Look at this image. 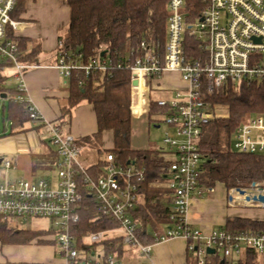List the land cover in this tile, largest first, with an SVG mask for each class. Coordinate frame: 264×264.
Listing matches in <instances>:
<instances>
[{
    "label": "built area",
    "instance_id": "built-area-1",
    "mask_svg": "<svg viewBox=\"0 0 264 264\" xmlns=\"http://www.w3.org/2000/svg\"><path fill=\"white\" fill-rule=\"evenodd\" d=\"M204 1L206 5L199 16L191 20L187 17L186 0H169L164 47L144 38L132 61L114 63L112 58L101 56L81 62L75 54L57 50L54 66L66 77L76 69L89 74L113 67L130 68L132 115L148 114L155 102L165 108L157 119L175 126L177 134L183 138V141L169 135L164 138L174 154L166 176V186L172 192V224L157 235L153 243L143 244L137 236L138 224L132 212L141 199L139 182L145 179L144 170L134 162L122 165L113 153H107L102 175L82 177L86 167L80 161L82 146L75 135L61 124L45 120L26 95L25 72L37 64L20 59L19 44L9 36L19 24L11 15L17 0H0V59L14 67L19 91L16 100L29 103L31 123H43L48 141L58 155L56 180L25 176L9 179L7 173L15 164L7 158L1 160L0 215L11 219L49 218L60 256L58 264H125L117 253L97 251L94 247L107 239V230L87 234L83 238L86 248L79 247L74 226L80 221L83 185L94 198L98 212L118 222L123 243L137 248L147 258V264H155L154 244L175 236L199 242L195 245L199 264L204 263L209 247L216 251L221 249L229 259L246 251L264 258V233H234L221 227L205 235L201 229L193 228L187 217L191 197L213 189L200 183L203 155L199 143L203 127L212 119L228 116L213 110L207 95L228 84L240 86L264 81V0ZM189 37L199 44L198 58L188 54ZM166 73H178L185 86L174 89L172 98L153 99V90L164 89L160 81ZM133 80H137V84L134 85ZM232 147L240 152L264 155V113L248 116L236 127ZM228 190L231 206L264 208V201L253 199L264 195V183L253 180L246 186Z\"/></svg>",
    "mask_w": 264,
    "mask_h": 264
},
{
    "label": "trees",
    "instance_id": "trees-1",
    "mask_svg": "<svg viewBox=\"0 0 264 264\" xmlns=\"http://www.w3.org/2000/svg\"><path fill=\"white\" fill-rule=\"evenodd\" d=\"M69 7V24L67 32L59 37L57 50L73 53L81 62H88L96 57L132 61L144 38L151 39L162 48L167 36V18L169 0H64ZM28 0H17L11 13L13 18L20 19L26 11ZM204 0H186L188 19H196L205 7ZM20 47V59L32 60L40 51L36 45L28 51V38L18 37L10 32ZM188 54L192 58L199 56V44L193 38H187ZM104 52V55L102 53ZM6 65L0 59V94L9 95L8 103L3 106L0 118L10 122L3 127V134L28 129H40L43 123L26 127L31 122L29 103L16 100L19 94L17 87L6 85V76L2 73ZM69 97L62 106L61 122L69 123L72 110L86 101L94 106L97 117L96 132L77 138L81 146L97 148L100 153H113L118 163L128 165L135 163L144 170L145 179L139 182V191L143 202L133 210L137 221V236L143 244H150L155 237L164 232L163 226H170L172 192L166 186L167 173L171 160L164 157L162 149L133 148L131 146L132 119L131 93L132 72L128 67H113L107 71H93L86 74L84 70H73L68 78ZM211 108L228 114L225 117L212 119L203 127L199 143L203 155V166L200 183L204 187L214 188L217 182L228 189L234 186H246L253 180H264V155L244 153L232 147V137L236 127L248 116L264 112V81L240 86L225 85L207 95ZM165 110L155 102L152 103L149 116ZM67 118V119H66ZM159 121V119H154ZM109 132L112 146L102 150L103 135ZM38 158V157H36ZM43 158V157H39ZM45 158V157H44ZM38 162L49 169H55L58 159L56 151L51 152ZM37 162V160H36ZM36 165L38 168L40 165ZM106 162L100 158L96 164L86 167V175L97 178L104 173ZM82 200L79 204L80 221L74 226L80 248H84L83 238L92 232L104 231L118 226L111 217L98 212L94 198L90 197L86 186L82 187ZM11 218L0 215V240L4 243H29L37 237L55 235L54 229L32 230L17 229ZM224 229L234 233H264V220L246 217H229ZM221 228V227H220ZM152 229L154 232H149ZM104 244L105 252L117 253L121 259L123 241L121 237L105 239L97 243ZM198 241L189 239V254L186 264H199V254L195 249ZM86 248V247H85ZM203 264H264V258L249 251L237 258L221 257L218 250L207 254Z\"/></svg>",
    "mask_w": 264,
    "mask_h": 264
},
{
    "label": "crops",
    "instance_id": "crops-1",
    "mask_svg": "<svg viewBox=\"0 0 264 264\" xmlns=\"http://www.w3.org/2000/svg\"><path fill=\"white\" fill-rule=\"evenodd\" d=\"M14 19L19 24L12 33L18 37L28 38L27 52H30L36 45L40 46V51L31 60L37 64V67L25 72L26 95L45 120L60 123L61 108L70 94L69 77L64 76L54 64L57 58L59 37L67 32L69 7L64 0H28L26 11L21 15V18ZM5 66H10L12 69L10 68L6 73ZM5 66L2 73L6 76V85L14 87L8 85L7 79L10 73L15 74V69L7 63ZM160 83L164 88L162 92H174V89L185 86V82L178 73H166ZM4 93L6 92L0 94V112L9 100L8 93L7 98L2 97ZM0 119V134H3V127H9L11 123L8 121L3 123V119ZM31 125L32 123L29 122L26 127H31ZM62 126L68 128L76 138L96 132L98 125L94 106L86 101L81 102L73 108L69 123H62ZM111 146V134L105 132L102 150ZM85 149L89 151L87 152ZM54 150L55 147L48 141L45 127L0 136V163L3 158H7L15 164V167L10 169L7 175L11 170H15L21 173V177L54 179L53 176L46 174L47 171L53 169L38 163L40 160H46V156ZM106 155L107 153H100L97 148L82 146L80 161L85 167H88L96 164L100 158L105 159ZM39 157L43 158L39 159ZM37 163L40 166L35 168ZM228 192V188L223 183L217 182L212 191H205L202 195L194 194L190 199L187 215L192 227L201 229L205 235H209L216 228L224 226L229 217L240 216L264 220L262 217H253L250 216L251 214L242 213V211H246L243 207L241 209L231 206ZM143 200L141 195L140 202ZM167 227L169 225L163 226L164 231ZM113 230H117V227L107 230V239L121 237L120 234L108 236V233ZM149 232L154 231L151 229ZM122 248L121 259L125 264H147V258L137 248L129 247L124 243ZM188 248L189 240L182 236L156 242L153 246V260L155 264H186ZM96 249L104 252V244H98ZM59 259L57 244L51 233L37 237L29 243H4L0 240V264H58Z\"/></svg>",
    "mask_w": 264,
    "mask_h": 264
},
{
    "label": "rangeland",
    "instance_id": "rangeland-1",
    "mask_svg": "<svg viewBox=\"0 0 264 264\" xmlns=\"http://www.w3.org/2000/svg\"><path fill=\"white\" fill-rule=\"evenodd\" d=\"M10 68H11L10 66H5V72L7 73V71L10 70ZM10 74L8 75V79H7L8 85L17 87L18 80L16 79L15 74L13 75ZM173 96H174V92H162V91H154V90L151 92V97L153 99H167L170 97L172 98ZM259 113H264V112H259ZM158 116H159L158 113H153L150 116L149 114H144L140 117L133 116L131 146L133 148H138V149H143V148L162 149L164 151L162 154L164 155L165 158L173 159L174 154L170 152L171 149L169 145L164 142V138L166 137V135H169L178 141H183V138L179 137L175 126L163 120L155 121L154 119H157ZM162 116L163 115L161 114V118ZM42 133L44 134V131ZM85 151L88 152L89 150L85 149ZM93 151L95 150L93 149ZM46 174L53 176L54 180H56L57 178L55 176L56 175L55 170L47 171ZM7 176L9 179H14L16 177H21V173H18L15 170H11ZM257 181L264 183V180H257ZM243 209L246 210V211H242V213L244 214H251L250 216L253 217L258 216L264 218V208L245 207ZM10 222L13 226L17 228L45 229L52 226V221L46 217H16L10 219ZM118 234H121V231L119 229L111 231L110 233H108V236H114ZM218 253L221 257H224L221 249L218 250Z\"/></svg>",
    "mask_w": 264,
    "mask_h": 264
},
{
    "label": "water",
    "instance_id": "water-1",
    "mask_svg": "<svg viewBox=\"0 0 264 264\" xmlns=\"http://www.w3.org/2000/svg\"><path fill=\"white\" fill-rule=\"evenodd\" d=\"M102 55H104V52L102 53ZM133 84H134V85L137 84V80H133ZM2 97L7 98V93H4V94L2 95ZM240 192H241V193H244V191L241 190V189H240ZM231 198H232V197L230 196V199H231ZM247 199H249V197H247ZM253 199H259V200H261V201H264V195L254 196ZM195 249H197V246L195 247ZM207 251H208L209 254H211V253H215V252H216V249H215V248H211V247H209V248L207 249Z\"/></svg>",
    "mask_w": 264,
    "mask_h": 264
}]
</instances>
